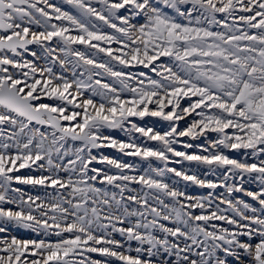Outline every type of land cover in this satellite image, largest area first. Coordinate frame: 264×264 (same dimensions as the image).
Wrapping results in <instances>:
<instances>
[{
  "label": "snow or ice",
  "instance_id": "6c2138e0",
  "mask_svg": "<svg viewBox=\"0 0 264 264\" xmlns=\"http://www.w3.org/2000/svg\"><path fill=\"white\" fill-rule=\"evenodd\" d=\"M261 156L264 0H0V264H264Z\"/></svg>",
  "mask_w": 264,
  "mask_h": 264
},
{
  "label": "rangeland",
  "instance_id": "374dc122",
  "mask_svg": "<svg viewBox=\"0 0 264 264\" xmlns=\"http://www.w3.org/2000/svg\"><path fill=\"white\" fill-rule=\"evenodd\" d=\"M53 2L55 3H60V0H53ZM65 9L67 10H71L70 6L68 5H64ZM51 47H56V43L55 41L51 42L50 44ZM74 47H82V46H74ZM115 47V45H114ZM31 51H36L37 52V56H42L43 55V50L41 48H35ZM103 54H101L102 56ZM24 59H28L33 61L34 63L37 64L38 67H43L45 65V61L41 58V59H37L35 57H32L29 53L24 54ZM53 71L56 74H61L63 73L66 76H71V68L69 67L67 70L61 69L59 64H56L53 66ZM133 71H145L148 72L147 69H143V68H138V69H133ZM149 75H153V73H149ZM38 76V74H37ZM105 81H107V77H105ZM133 119L136 123L141 124V125H147V124H152L154 121H157V118H152V117H145L143 121L139 120L138 118H131ZM181 124L183 125V122H181ZM158 130H163V126H161L158 123ZM107 132V130H106ZM111 135H113L115 138L119 139V140H128L129 137L127 135H125V133L119 131V130H114L111 132ZM214 136V134H212ZM134 137H139V133H134L133 134ZM183 140L190 142L194 145H201V144H206V141H204L203 139L201 140H196V141H188L187 138H182ZM143 138H139L137 142H142ZM148 146L151 147H155V142H147ZM177 148V150H181V151H199L198 148H193V149H184L180 144L175 146ZM100 151H102L105 155H108L110 157H115L118 158L120 160H123L124 162L127 163H133L135 165H137L138 167V171L136 173H129V174H139V172H142L144 168L147 167L148 162L147 161H141L139 157H131V156H124L121 153H119L117 150L115 149H110V148H104L101 149ZM229 156H233L236 158H243V150L239 151V152H228L227 153ZM261 159H264V156L260 157ZM175 159H179V158H175ZM249 162H253V161H249ZM153 166H160L162 167L163 165H161L158 161H153ZM100 167H106V166H100ZM169 167H175L177 169H183V170H187L189 171V174H192V172H196L198 175L201 176V178H203V174L207 171V168L203 165H197L195 162H183L182 164H169ZM26 171V170H23ZM115 171V170H113ZM209 179H216V177L214 176H209ZM166 182L172 184V181L175 180L176 184L175 187L184 190L187 192V194L189 195H207V193L210 191L209 189L206 188H199L198 186H192L190 182H185L183 180H181L178 177H173L172 174H168V176L165 178ZM231 183V181H230ZM238 183V181H237ZM19 187H21L27 194L30 195H40V196H44L45 192H52L53 190L51 189H43V188H32L31 186H25V185H20ZM136 187V186H134ZM244 187L246 189H250V190H258L259 185L258 184H249L247 182H245ZM223 191V189H217L216 192L219 193ZM234 197L236 198H242L245 199L246 201L253 203L255 206L259 207L258 204H255V202L251 201V199L249 197L243 196L242 193H235ZM11 234L13 235H17L18 237H23V238H33L35 237V234L32 233L30 230H26V229H22V228H11L10 229ZM117 239H121V237H119L117 235L116 237ZM52 239H55V237H53ZM137 245L135 242H132V247L135 248ZM135 254V253H133ZM92 256L94 258H99L96 256V254H92ZM113 264H117V262H113Z\"/></svg>",
  "mask_w": 264,
  "mask_h": 264
},
{
  "label": "bare ground",
  "instance_id": "6f19581e",
  "mask_svg": "<svg viewBox=\"0 0 264 264\" xmlns=\"http://www.w3.org/2000/svg\"><path fill=\"white\" fill-rule=\"evenodd\" d=\"M35 48H40L39 46H35V47H29L30 50H33ZM24 54H27V53H24Z\"/></svg>",
  "mask_w": 264,
  "mask_h": 264
},
{
  "label": "water",
  "instance_id": "95a60500",
  "mask_svg": "<svg viewBox=\"0 0 264 264\" xmlns=\"http://www.w3.org/2000/svg\"><path fill=\"white\" fill-rule=\"evenodd\" d=\"M35 46H38V45H35V44H33V45H29V47H35Z\"/></svg>",
  "mask_w": 264,
  "mask_h": 264
}]
</instances>
